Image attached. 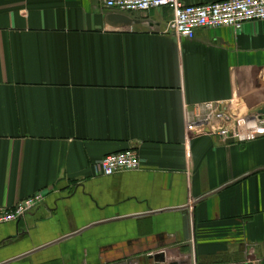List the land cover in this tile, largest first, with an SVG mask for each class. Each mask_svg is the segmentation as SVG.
<instances>
[{"label": "crops", "instance_id": "crops-1", "mask_svg": "<svg viewBox=\"0 0 264 264\" xmlns=\"http://www.w3.org/2000/svg\"><path fill=\"white\" fill-rule=\"evenodd\" d=\"M172 18L0 0V206L45 192L0 225V264H264V136L188 131L208 102L220 127L264 109V21L189 39L166 32ZM130 148L140 169L95 173Z\"/></svg>", "mask_w": 264, "mask_h": 264}, {"label": "built area", "instance_id": "built-area-1", "mask_svg": "<svg viewBox=\"0 0 264 264\" xmlns=\"http://www.w3.org/2000/svg\"><path fill=\"white\" fill-rule=\"evenodd\" d=\"M107 8L122 12L149 11L169 8L173 18L167 31L179 38L192 39L199 28L228 27L241 31L245 24L264 21V0H216L201 4H187L184 0H100ZM209 114L201 120H190L188 131L198 134H218L240 140H250L264 136V114L246 113L236 117L235 124L229 127L216 125L219 119L226 120L227 114L221 110V103L205 104ZM142 160L136 149L130 148L108 154L94 162L97 175L110 176L119 172L140 169ZM45 192L40 190L19 201L12 208L0 206V225L21 220L25 215L44 201ZM255 264H258L256 262Z\"/></svg>", "mask_w": 264, "mask_h": 264}, {"label": "water", "instance_id": "water-1", "mask_svg": "<svg viewBox=\"0 0 264 264\" xmlns=\"http://www.w3.org/2000/svg\"><path fill=\"white\" fill-rule=\"evenodd\" d=\"M132 20L133 19H131L128 15L122 13H111L108 16V22L116 27H124L126 25H129L132 23ZM261 113L264 114V109L261 110ZM153 259L156 264H162L165 262V254H157Z\"/></svg>", "mask_w": 264, "mask_h": 264}]
</instances>
